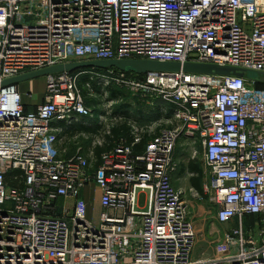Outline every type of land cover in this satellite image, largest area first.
<instances>
[{
  "label": "built area",
  "instance_id": "1",
  "mask_svg": "<svg viewBox=\"0 0 264 264\" xmlns=\"http://www.w3.org/2000/svg\"><path fill=\"white\" fill-rule=\"evenodd\" d=\"M130 60L257 77L50 74L33 112L16 84L2 85L71 63ZM86 75L160 118L146 129L131 121V143L104 147L124 117L106 107L94 114L80 89ZM93 117L94 143L68 155L62 134ZM178 145L192 159L201 149L214 222L234 224L199 260L189 200L175 186ZM91 186L99 197L89 208ZM0 264H264V0H0Z\"/></svg>",
  "mask_w": 264,
  "mask_h": 264
},
{
  "label": "rangeland",
  "instance_id": "2",
  "mask_svg": "<svg viewBox=\"0 0 264 264\" xmlns=\"http://www.w3.org/2000/svg\"><path fill=\"white\" fill-rule=\"evenodd\" d=\"M247 77L251 79H255L257 77V74L254 72H249V74H246ZM82 78H85L83 81ZM80 81H83V85H80V89L82 91V94L84 98L86 99V105L90 107L94 114L98 113L99 110H103V107H106L108 111H112L114 117L118 118L122 116V112L119 110L120 107H125L124 113L130 118L131 120L138 123L140 127H143L146 129L147 127H152V122L160 118V115L153 112V109H146L144 110L143 106L138 105L135 100L131 98V95L128 91L124 89H119L117 87L112 86L111 84H108L106 86V80L98 79V77L94 75H86L82 76L80 78ZM20 90L27 93H31L33 96H38V99L40 100L43 97V93L45 91V85H46V77L40 76L34 79L26 80L23 82L18 83ZM108 91V95L105 97L104 92ZM118 93V102L116 103V100H113L111 98V93ZM29 101H36L32 98H27ZM113 103V104H112ZM127 109V111H126ZM137 109H141L143 111V115L145 118L141 117L142 119L138 118L139 115L137 114ZM140 115L141 112L139 111ZM94 117H96L94 115ZM94 117L89 119H81L79 120V123H73L81 124L85 126H94ZM120 122V121H118ZM117 122V123H118ZM73 125V126H74ZM72 126V127H73ZM71 127V128H72ZM69 129L67 133L70 135V139L73 137L78 136V139H76L73 144L72 140L70 142V139L68 140V148L72 145L77 147H81L84 151L88 149L92 143H94L95 138L88 136L86 134L85 136H81L80 134H76L73 132V129ZM167 125H162L160 127H157L153 129L155 133L157 131L167 129ZM53 137H55L53 135ZM54 147V144H53ZM73 147V146H72ZM56 151V149L54 148ZM187 147L178 145L175 151V157L178 162V168L177 172L175 173L174 179H176V187L181 188L182 190L186 191L187 198L189 200V206H190V218L191 221L196 229L197 233V246L195 248L194 252V258L199 260L206 258L211 255L209 249V244L216 241L218 238H221L223 235V232L225 230L220 229L214 222L215 217V207L212 202V198L209 194L205 193L203 191L204 185L209 183V177L207 173L205 174L204 168H203V159H202V151L199 147H195L192 149L191 154L193 155L194 159L187 154ZM75 152L74 149H69L67 151L68 155H72ZM190 162H195L196 166L201 170L202 172V194L196 193L193 188L190 186V179L191 175L187 170V166ZM182 167H185V170L182 169ZM93 191L96 192L95 199L93 197ZM98 197L99 192L97 189H95L94 186L87 187L85 189V198L90 199L88 201V206L91 208L93 205L94 207L97 206L98 203ZM148 201V196L146 191H142L139 194L138 198V208L145 209L146 204ZM234 224H231L233 226ZM218 228L220 230H218Z\"/></svg>",
  "mask_w": 264,
  "mask_h": 264
},
{
  "label": "water",
  "instance_id": "3",
  "mask_svg": "<svg viewBox=\"0 0 264 264\" xmlns=\"http://www.w3.org/2000/svg\"><path fill=\"white\" fill-rule=\"evenodd\" d=\"M96 69L109 70L115 69L124 73H134L136 75H145L149 73L157 74H172V73H189V74H203V75H217V76H236L243 77L249 74V71L236 68L219 67L214 65H199V64H184L177 63H162L153 61L130 60V61H94V62H80L71 63L53 68L37 71L22 75L2 83L3 86L18 84L20 82L34 79L40 76H47L50 74L72 73L74 71Z\"/></svg>",
  "mask_w": 264,
  "mask_h": 264
},
{
  "label": "trees",
  "instance_id": "4",
  "mask_svg": "<svg viewBox=\"0 0 264 264\" xmlns=\"http://www.w3.org/2000/svg\"><path fill=\"white\" fill-rule=\"evenodd\" d=\"M88 70V69H86ZM86 70H82V71H86ZM96 70V69H95ZM81 71V70H79ZM97 71V70H96ZM78 72V71H77ZM83 81L85 80V78H82ZM83 81H80V85L82 86L84 83ZM118 93H111V98L113 100H118ZM125 107H120L119 110L122 112V117H124L123 121H120L118 123L115 124L114 128L111 130L110 136H104L103 137V142H104V146L105 147H110L112 145V143L120 137H124L126 139V141L128 143L132 142V137L130 134V128H129V124L132 118L128 117L126 115V113H124ZM127 111V109H126ZM139 111L141 112V115L139 113ZM137 114L139 115L138 118L142 119L141 117L145 118L143 115V111H141V109H137ZM136 121V120H135ZM71 129H73L72 131L75 132L76 134L78 133H86L88 135L94 136L97 135L100 131L101 128L95 127V128H90L87 127L85 125H81V124H76L74 125ZM143 142L138 144L136 146L137 150H140L142 148ZM102 150L96 149V154L98 155ZM182 169L185 170V167H182ZM190 175H191V179H190V186L198 193V194H202V172L201 170L196 166L195 162H190L187 166V170Z\"/></svg>",
  "mask_w": 264,
  "mask_h": 264
},
{
  "label": "crops",
  "instance_id": "5",
  "mask_svg": "<svg viewBox=\"0 0 264 264\" xmlns=\"http://www.w3.org/2000/svg\"><path fill=\"white\" fill-rule=\"evenodd\" d=\"M17 86H18V89H19V91H20V93H21V95H22V105H23V107H24V109H25V111H27V112H33V111H35L36 110V108L39 106V105H41L42 104V102H43V97H42V99L40 100V98L38 99V96H33L31 93H27V94H25V92H23L22 90H20V88L21 87H19V85L17 84ZM44 94V93H43ZM32 98L33 97V99L34 100H36V101H34V102H32V101H29L27 98ZM144 110H146V109H144ZM93 125L94 126H87V127H90V128H95L96 127V124H95V122L93 123ZM68 131H66L65 133H63L62 134V138L64 139V145L63 146H61V149L62 148H67L69 145H68V140L70 139L69 137H70V135H69V133H67ZM91 136V135H90ZM104 144V143H103ZM105 147V146H104ZM69 149H72V146H70L69 148H68V150ZM67 150V151H68ZM99 150H103V149H100L99 148ZM175 183H176V179H175ZM176 186V185H175ZM194 190V189H193ZM195 191V190H194ZM196 192V191H195ZM197 193V192H196ZM96 196V195H95ZM90 199H87V201H89ZM216 224V223H215ZM217 225V224H216ZM220 229H223V230H226V229H229L230 227H227V226H225V227H219ZM218 228V230H220Z\"/></svg>",
  "mask_w": 264,
  "mask_h": 264
}]
</instances>
